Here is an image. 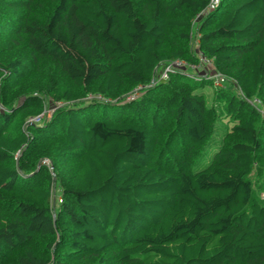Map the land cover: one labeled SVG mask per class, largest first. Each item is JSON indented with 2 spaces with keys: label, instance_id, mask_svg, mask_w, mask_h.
<instances>
[{
  "label": "trees",
  "instance_id": "obj_1",
  "mask_svg": "<svg viewBox=\"0 0 264 264\" xmlns=\"http://www.w3.org/2000/svg\"><path fill=\"white\" fill-rule=\"evenodd\" d=\"M208 2L0 0V264H264V112L241 96L264 110V0H221L197 24L199 53L234 83L209 96L174 74L120 98L166 61L197 63L188 30ZM63 81L99 98L70 105ZM42 92L70 104L24 131ZM39 158L61 187L55 212Z\"/></svg>",
  "mask_w": 264,
  "mask_h": 264
},
{
  "label": "rangeland",
  "instance_id": "obj_2",
  "mask_svg": "<svg viewBox=\"0 0 264 264\" xmlns=\"http://www.w3.org/2000/svg\"><path fill=\"white\" fill-rule=\"evenodd\" d=\"M41 8H42V6H41ZM199 21H200V17L198 18V16H196L191 21L190 27L188 30V43H187V49H188L189 53H191L193 58L194 57L198 58V60H199V54L200 53L197 49V45H198L197 24ZM1 25H3V26H1ZM5 25H7L6 21H0V43L4 37L3 34H1V30H3L2 28L5 27ZM1 46L2 45L0 44V58L5 60L10 56V54L8 52H6L4 50V48L1 49ZM172 47L176 48V49L178 48L177 46L176 47L172 46ZM172 47L170 48V50H172ZM17 53H19V51H17ZM168 62H172V61L170 60V61H166L164 63H168ZM189 65L191 66L190 69H188L186 72L183 71V73H186V75H188L189 78L192 79L193 81H196V80H194L196 77H206L207 75H221L223 78L227 79V81L229 83H234L232 81V79L228 78L227 76H225L219 72H216L211 67V65H202L201 66L198 64V61H197V63L196 62L189 63ZM47 71H48L47 68L43 67V66H41L40 68H37L33 78L25 84L27 90L33 89V88H41L42 89V87H40V85L43 83V81L45 82V79H47L46 78L47 77L46 76ZM41 78H42V83L40 82ZM205 82H206V80H205ZM225 86H226V84L224 85V87ZM149 87H151V86H148V88ZM139 88H140L139 86L134 87V88H130V89L128 88L126 90V93L120 95V98H124L125 103H131L132 101H135L136 99H138L142 95H144L143 90H140ZM66 89H69L75 96V99L73 100V102L71 104L65 103V101H62V100H55L53 97H51L49 95H45L43 92L42 93H33L32 98H38L39 97V99H41V102H42L41 112L38 115L34 114L31 116L30 115L31 113H30L27 116H25L24 120L22 122L23 130L25 131V129L27 127H31V126L34 128H44L46 125H48L51 122V120L53 119L55 114H57V112L65 105H68V104L74 105L76 103H80V102L84 101L85 99L87 100V99H92V98H99L96 95H88L87 97L83 96V95H81V91H79L78 89L69 85L66 81H63L61 84V92L63 93ZM213 89L214 88H212V86L209 83H205L202 91L207 93V95L210 96ZM234 89L236 92L240 93V89L238 88V86H235ZM11 95H13V94L11 92H9V89H8V91L5 92V98L10 99L12 97V100L9 103H11V102L16 103V105L19 106L24 101V99L22 97L17 98V97L11 96ZM112 102H114V101H112ZM27 107H28L27 109L30 110V108L33 107V103L30 102V104H28ZM257 110L262 112V114L264 112V110H262L259 107ZM129 115H130V117H134V119H136V116H132V114H129ZM37 117H41L40 120H36ZM221 121H222V124L228 126V128H230L232 123H233L232 120H230L229 118L228 119L224 118V117H222ZM174 150H176V146L170 145L167 148V152L164 154H167L168 152L172 153V151L174 152ZM215 150L212 151V153L215 152ZM212 153L208 154L205 157V159L200 163L197 170H201L207 166V164L209 163V161L211 159ZM164 154L160 155L158 158V161H159L161 166H163V163H165V160L167 159V156L165 157ZM19 157H20L19 153L14 156L15 166L17 165ZM35 166H36V172L40 169V167H45L49 171V175L51 176L52 181H53L52 185L50 186V192H49L50 204H51L52 211L55 212L61 203V187L59 186L60 184L57 181H55V179H54V173H55L54 172V165L47 158H39L36 161ZM263 178H264V176L261 177L262 180H264ZM41 185H42V183L40 184V186ZM259 196H260V199L264 202V191L261 192L259 194ZM27 201L32 202L35 205H39L38 200H35L33 198H28Z\"/></svg>",
  "mask_w": 264,
  "mask_h": 264
},
{
  "label": "built area",
  "instance_id": "obj_3",
  "mask_svg": "<svg viewBox=\"0 0 264 264\" xmlns=\"http://www.w3.org/2000/svg\"><path fill=\"white\" fill-rule=\"evenodd\" d=\"M219 3H220V0H209L206 10L202 12L200 15H198V18L204 16L209 11L216 9ZM198 64L201 66L211 65V63L207 61L203 56H201V54H199ZM190 67L191 66L189 65V63L183 60H179V59L174 60L172 62L161 64L156 70V73H157L156 77L152 78L148 86H154L159 81H166L170 78L171 75H174V74H179V75L189 78V76L186 75V73H183V71L186 72L188 69H190ZM202 79L208 81L210 85L212 86V88L214 89L223 88L225 84L226 86H228V83H229L227 79L223 78L221 75H207L206 77H196L194 80L201 81ZM148 86L140 87L139 89L144 90L148 88ZM241 96L252 107H255L256 109H258V107L259 108L261 107V102L257 98L247 101L242 94ZM40 118L41 117H37L36 120H40Z\"/></svg>",
  "mask_w": 264,
  "mask_h": 264
}]
</instances>
